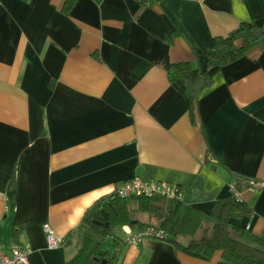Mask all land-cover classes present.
<instances>
[{
	"label": "crops",
	"instance_id": "crops-1",
	"mask_svg": "<svg viewBox=\"0 0 264 264\" xmlns=\"http://www.w3.org/2000/svg\"><path fill=\"white\" fill-rule=\"evenodd\" d=\"M241 24L264 31L263 0H0V247L65 264L84 213L136 178L176 185L208 215L235 183L251 214L233 223L264 238V188L247 185L264 180V37L209 69L193 103L171 70H205L214 38ZM113 235L118 264L221 259Z\"/></svg>",
	"mask_w": 264,
	"mask_h": 264
},
{
	"label": "trees",
	"instance_id": "trees-1",
	"mask_svg": "<svg viewBox=\"0 0 264 264\" xmlns=\"http://www.w3.org/2000/svg\"><path fill=\"white\" fill-rule=\"evenodd\" d=\"M71 5L72 2H68L65 11ZM263 37L261 28L241 24L226 36L214 38L205 70L193 69L188 64L173 65L171 70L183 80L193 103L212 85L209 69L243 56ZM236 41L241 42L240 48L235 47ZM102 213L106 214V219ZM250 214V208L235 199L219 202L213 214L208 215L183 205L178 197H122L114 191L97 200L84 213L77 230L66 237L68 241L75 235L78 248L65 264H118L114 253L105 249L103 242L109 238L115 240L113 231L122 227H129L133 232L160 229L165 234L164 242L199 260L209 261L219 252L218 264H264V238L252 236L233 223ZM12 238L18 246V237Z\"/></svg>",
	"mask_w": 264,
	"mask_h": 264
},
{
	"label": "built area",
	"instance_id": "built-area-1",
	"mask_svg": "<svg viewBox=\"0 0 264 264\" xmlns=\"http://www.w3.org/2000/svg\"><path fill=\"white\" fill-rule=\"evenodd\" d=\"M250 192L258 191L264 188L263 181H249L247 183ZM229 190L233 194L234 199H239V194L235 191V183L229 184ZM115 193L122 196H145V197H165L180 198V189L173 184L165 182L142 180L136 178L130 182L119 185L115 188ZM121 231L126 235L125 244L127 246H138L145 239L164 242L165 234L160 229L147 228L139 232H132L128 227H122ZM43 232L46 237V244L49 250L57 249L61 240L57 238L49 227L45 226ZM27 251L19 248H9L8 251L0 247V264H28Z\"/></svg>",
	"mask_w": 264,
	"mask_h": 264
},
{
	"label": "rangeland",
	"instance_id": "rangeland-1",
	"mask_svg": "<svg viewBox=\"0 0 264 264\" xmlns=\"http://www.w3.org/2000/svg\"><path fill=\"white\" fill-rule=\"evenodd\" d=\"M114 234L116 233V235L120 238H122L124 241L126 239V235L124 234L123 231H121V228L120 229H115L114 231ZM110 238L109 239H106L104 242H103V247L104 248H108L110 246ZM78 240L75 238V242H77ZM109 243V244H108Z\"/></svg>",
	"mask_w": 264,
	"mask_h": 264
},
{
	"label": "water",
	"instance_id": "water-1",
	"mask_svg": "<svg viewBox=\"0 0 264 264\" xmlns=\"http://www.w3.org/2000/svg\"><path fill=\"white\" fill-rule=\"evenodd\" d=\"M103 219H106V214L102 213ZM96 224H100L101 222H95Z\"/></svg>",
	"mask_w": 264,
	"mask_h": 264
}]
</instances>
